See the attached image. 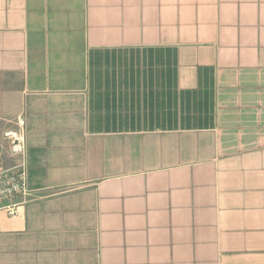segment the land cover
Segmentation results:
<instances>
[{
  "label": "crops",
  "instance_id": "obj_1",
  "mask_svg": "<svg viewBox=\"0 0 264 264\" xmlns=\"http://www.w3.org/2000/svg\"><path fill=\"white\" fill-rule=\"evenodd\" d=\"M18 121L0 264H264V0H0Z\"/></svg>",
  "mask_w": 264,
  "mask_h": 264
},
{
  "label": "built area",
  "instance_id": "obj_2",
  "mask_svg": "<svg viewBox=\"0 0 264 264\" xmlns=\"http://www.w3.org/2000/svg\"><path fill=\"white\" fill-rule=\"evenodd\" d=\"M5 155L11 159V166L5 165ZM28 196L26 135L22 123L18 121L17 129L0 132V209L15 216L17 211L13 200Z\"/></svg>",
  "mask_w": 264,
  "mask_h": 264
},
{
  "label": "rangeland",
  "instance_id": "obj_3",
  "mask_svg": "<svg viewBox=\"0 0 264 264\" xmlns=\"http://www.w3.org/2000/svg\"><path fill=\"white\" fill-rule=\"evenodd\" d=\"M5 165H6V166H11L12 164H11L10 161H5Z\"/></svg>",
  "mask_w": 264,
  "mask_h": 264
}]
</instances>
